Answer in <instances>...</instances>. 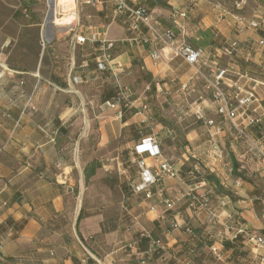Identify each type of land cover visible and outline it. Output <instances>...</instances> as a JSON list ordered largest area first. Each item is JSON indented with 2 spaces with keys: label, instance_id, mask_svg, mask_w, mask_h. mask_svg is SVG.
<instances>
[{
  "label": "crops",
  "instance_id": "0c3cea01",
  "mask_svg": "<svg viewBox=\"0 0 264 264\" xmlns=\"http://www.w3.org/2000/svg\"><path fill=\"white\" fill-rule=\"evenodd\" d=\"M87 1L75 0L70 31L51 24L47 0H0V264H254L236 232L264 234V0H248L241 12L236 0L150 7L166 26L174 11L185 15V39L208 57L202 74L182 58L155 62L151 46L113 17L112 0ZM237 16L261 26L238 34ZM105 30L115 47L112 69L102 73L101 44L89 38ZM142 34L150 37L145 28ZM75 35L88 41L76 44ZM234 40L239 49L230 58L223 50ZM216 65L261 83L251 109L263 124L249 131L263 153L236 138L204 92L203 78ZM116 79L128 107L104 105L118 92ZM186 84L191 92L182 91ZM149 136L158 138L162 157L138 149ZM96 159L102 167L87 182L85 169ZM163 159L176 164L179 179L152 186L150 199L135 192L140 161L155 170ZM203 179L214 191L215 224L187 196L203 191Z\"/></svg>",
  "mask_w": 264,
  "mask_h": 264
},
{
  "label": "built area",
  "instance_id": "2783aa9c",
  "mask_svg": "<svg viewBox=\"0 0 264 264\" xmlns=\"http://www.w3.org/2000/svg\"><path fill=\"white\" fill-rule=\"evenodd\" d=\"M48 1V14L51 17L52 6L51 0ZM55 1L53 10V18L49 17L51 24L55 26H62L67 30L72 31L76 26L77 10L74 8L72 15L71 12H65L61 7L57 6L58 0ZM147 0H112V15L115 19L120 20L123 23L129 25V30L135 32L137 37L135 41L142 45L149 44L151 46V56L155 62H161L164 59L182 58L186 63L196 66L198 73L200 66L205 64L207 60L206 52L201 47H195L188 43L185 39L186 30L179 23V19L185 15L182 13L173 12L171 14L172 26H166L161 18L153 11L145 2ZM176 2L186 1L189 5V9H192L196 4L203 0H174ZM248 0H236L235 8L237 10H243L247 5ZM88 4H100V2L87 1ZM76 5V2H75ZM72 15V20L65 24H56L54 21L57 17ZM237 23L235 26L236 33L240 34L247 29H258L261 24L256 20H248L243 16L236 17ZM145 28L150 37H145L142 34V29ZM92 42H99L101 44V51L97 56V68L98 71L105 73L112 69L111 63L114 59L113 49L115 42L109 40L107 32L97 31L94 32L90 38ZM88 41V37L84 35H75L76 44H85ZM46 40L43 41L45 45ZM258 45L263 48L264 59V40H261ZM239 49V41L234 40L223 50V54L232 58ZM234 73L232 67H219L215 66L213 71V77H204V92L211 95L212 101L216 107L217 114L225 121H228L233 126L236 138L240 141L248 143L252 149L263 153L262 147L259 142L254 140L249 128L261 127L263 124V116L257 113V110L251 109L254 103L260 102L258 95L259 86L261 83L253 79L246 73H237V79L231 78ZM118 92L116 96L107 101L104 105L109 108L116 107H128L130 105V95L126 88L121 84L120 80L116 79ZM182 91L191 92L189 86L183 85ZM147 91H151V86L146 88ZM198 118L203 120V114L197 113ZM209 126H214V120H207ZM212 148L215 152L219 151V147L215 142L212 144ZM138 149L142 154L148 153L153 157H162V150L160 143L156 136H149L142 140ZM141 168V183L134 186V191L137 193L146 192V198L150 199L153 196L150 188L154 185H159L165 179H179L180 171L176 164L170 162L167 159H163L159 166L152 170L147 166L144 160L140 161ZM201 168L195 166V172H200ZM206 182L203 179L201 182V188L203 191L200 193L189 192L187 194L190 206L195 212L206 211L208 212L213 224L217 223L219 214L218 209L213 203L214 191L213 189H205ZM264 202V196H263ZM221 207L226 205L225 200L219 202ZM167 208L172 209L173 204L167 203ZM174 228H179L180 224L175 222ZM187 232L193 233L188 227ZM243 236L246 244L250 246L251 253L254 256V264H264V234H260L254 231H249L242 227L237 229L236 236ZM1 245V242H0ZM161 241L153 240L152 246H160ZM1 259V256H0Z\"/></svg>",
  "mask_w": 264,
  "mask_h": 264
},
{
  "label": "trees",
  "instance_id": "16d2710c",
  "mask_svg": "<svg viewBox=\"0 0 264 264\" xmlns=\"http://www.w3.org/2000/svg\"><path fill=\"white\" fill-rule=\"evenodd\" d=\"M166 1L167 0H148L151 7H155V6L168 7ZM101 167L102 164L99 160L96 159L91 161L85 169L86 181L89 182V180L96 175L98 169H100Z\"/></svg>",
  "mask_w": 264,
  "mask_h": 264
},
{
  "label": "bare ground",
  "instance_id": "6f19581e",
  "mask_svg": "<svg viewBox=\"0 0 264 264\" xmlns=\"http://www.w3.org/2000/svg\"><path fill=\"white\" fill-rule=\"evenodd\" d=\"M55 5H56L55 1L51 0L52 13H51V17L49 16L50 18H53V10ZM57 6L61 7V9L65 12H71L73 15L74 14L73 10L75 8V0H58ZM72 15L63 16V18L57 17L54 22L56 24H62L64 23V18H70L72 20L73 19V17H71Z\"/></svg>",
  "mask_w": 264,
  "mask_h": 264
},
{
  "label": "rangeland",
  "instance_id": "374dc122",
  "mask_svg": "<svg viewBox=\"0 0 264 264\" xmlns=\"http://www.w3.org/2000/svg\"><path fill=\"white\" fill-rule=\"evenodd\" d=\"M149 7H151V5H150V3L148 2V1H146L145 2ZM234 4H235V2H234ZM234 8H235V5H234ZM75 9H76V5H75ZM245 9V8H244ZM243 9V10H244ZM235 10L236 11H238L236 8H235ZM243 10H239L238 12H241V11H243ZM65 15H67V14H65ZM63 17V16H62ZM50 21H51V18H50ZM207 94H209V93H207ZM210 95V94H209ZM252 135V134H251ZM252 137H253V135H252ZM254 138V137H253ZM254 140H255V138H254ZM256 141H258V140H256ZM244 142V141H243ZM248 144V143H247ZM260 144V143H259ZM249 145V144H248ZM261 146V145H260ZM262 147V146H261ZM252 148V147H251Z\"/></svg>",
  "mask_w": 264,
  "mask_h": 264
}]
</instances>
